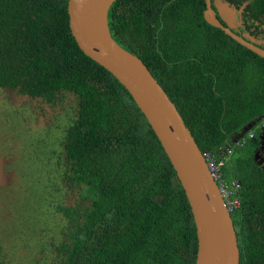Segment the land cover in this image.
I'll return each instance as SVG.
<instances>
[{"label":"trees","instance_id":"1","mask_svg":"<svg viewBox=\"0 0 264 264\" xmlns=\"http://www.w3.org/2000/svg\"><path fill=\"white\" fill-rule=\"evenodd\" d=\"M223 1L238 11L248 1L241 31L264 23V0ZM68 2L0 0V79L43 96L69 92L78 102L67 177L90 206L73 218L60 264H196L197 229L176 171L130 93L78 46ZM205 10V0H116L109 24L167 92L202 152L218 155L264 114V58L210 25ZM241 146L224 167L242 184L232 213L245 232L240 264H264V177ZM250 220L261 230L253 247Z\"/></svg>","mask_w":264,"mask_h":264},{"label":"flooded vegetation","instance_id":"2","mask_svg":"<svg viewBox=\"0 0 264 264\" xmlns=\"http://www.w3.org/2000/svg\"><path fill=\"white\" fill-rule=\"evenodd\" d=\"M245 3L240 9L249 5ZM252 22L251 29L241 31L239 19L232 30L264 49V23ZM56 95L43 96L23 82L0 79V264H60L59 248L72 243L73 218L90 206L89 198L81 201L79 188L67 177V144L78 102L69 92ZM239 134L236 147L245 148L243 158L264 177V114ZM239 184V207L232 213L242 205ZM249 225L255 237L248 245L253 247L261 230L257 220ZM235 229L243 243L244 226L238 221Z\"/></svg>","mask_w":264,"mask_h":264},{"label":"water","instance_id":"3","mask_svg":"<svg viewBox=\"0 0 264 264\" xmlns=\"http://www.w3.org/2000/svg\"><path fill=\"white\" fill-rule=\"evenodd\" d=\"M115 1L69 0L72 34L80 49L126 88L161 142L192 209L198 238L196 264H240L232 214L192 132L145 63L112 36L109 10ZM205 2L204 18L210 25L264 58V49L232 30L245 7L238 11L223 0Z\"/></svg>","mask_w":264,"mask_h":264},{"label":"built area","instance_id":"4","mask_svg":"<svg viewBox=\"0 0 264 264\" xmlns=\"http://www.w3.org/2000/svg\"><path fill=\"white\" fill-rule=\"evenodd\" d=\"M233 153L234 145L230 143L220 147L218 155L214 153H203L210 172L218 183L221 194L231 213L239 207L240 202L238 198V190L240 188L239 181L227 179L224 175V167Z\"/></svg>","mask_w":264,"mask_h":264},{"label":"rangeland","instance_id":"5","mask_svg":"<svg viewBox=\"0 0 264 264\" xmlns=\"http://www.w3.org/2000/svg\"><path fill=\"white\" fill-rule=\"evenodd\" d=\"M238 137H240V134H239V135H234V136L231 138V140H230V143H231V145H234V148H235L237 145H239V143H240ZM228 162H230V159H229Z\"/></svg>","mask_w":264,"mask_h":264}]
</instances>
